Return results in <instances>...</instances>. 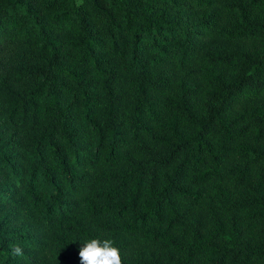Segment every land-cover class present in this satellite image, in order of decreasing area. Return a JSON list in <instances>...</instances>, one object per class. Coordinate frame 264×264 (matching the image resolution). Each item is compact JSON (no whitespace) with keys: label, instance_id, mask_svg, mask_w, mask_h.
<instances>
[{"label":"trees","instance_id":"1","mask_svg":"<svg viewBox=\"0 0 264 264\" xmlns=\"http://www.w3.org/2000/svg\"><path fill=\"white\" fill-rule=\"evenodd\" d=\"M96 237L264 264V0H0V264Z\"/></svg>","mask_w":264,"mask_h":264},{"label":"clouds","instance_id":"2","mask_svg":"<svg viewBox=\"0 0 264 264\" xmlns=\"http://www.w3.org/2000/svg\"><path fill=\"white\" fill-rule=\"evenodd\" d=\"M12 257H22L19 244L11 246ZM80 264H122L120 250L113 239L99 237L86 239L79 248Z\"/></svg>","mask_w":264,"mask_h":264}]
</instances>
